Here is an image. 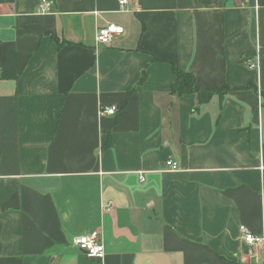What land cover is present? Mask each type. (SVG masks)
Listing matches in <instances>:
<instances>
[{
    "label": "crops",
    "instance_id": "crops-1",
    "mask_svg": "<svg viewBox=\"0 0 264 264\" xmlns=\"http://www.w3.org/2000/svg\"><path fill=\"white\" fill-rule=\"evenodd\" d=\"M41 1L0 0V264H264V0Z\"/></svg>",
    "mask_w": 264,
    "mask_h": 264
},
{
    "label": "built area",
    "instance_id": "built-area-1",
    "mask_svg": "<svg viewBox=\"0 0 264 264\" xmlns=\"http://www.w3.org/2000/svg\"><path fill=\"white\" fill-rule=\"evenodd\" d=\"M132 4V0H118V8L119 12L128 11V7ZM52 3L50 0H42L39 7L38 13L41 15H47L51 13ZM2 8L0 6V16L2 15ZM124 27L116 24H109L107 27L100 28L96 32V42L99 47H108L117 37L122 36L124 34ZM244 63L247 65L248 69L251 71H260L262 68L261 58L257 55L253 59H246ZM99 113L101 116H115L117 114L116 109L114 107L110 108H100ZM165 170L168 172H179L178 164L171 160L167 161L165 164ZM143 176L141 177V181H143ZM102 208L106 213H110L113 211L114 202H103ZM244 242L249 247H263L264 246V236H258L251 232L244 233ZM76 248H78L83 254H85L86 258L91 261L104 263L106 257V247L100 240V234L95 232L90 235L79 236L74 239V243Z\"/></svg>",
    "mask_w": 264,
    "mask_h": 264
},
{
    "label": "trees",
    "instance_id": "trees-1",
    "mask_svg": "<svg viewBox=\"0 0 264 264\" xmlns=\"http://www.w3.org/2000/svg\"><path fill=\"white\" fill-rule=\"evenodd\" d=\"M144 76L142 80H144ZM141 80V81H142ZM176 83L171 88L170 93L176 96H184V95H191L197 94L198 89L196 88V80L194 79L193 75L189 73H177L176 74ZM217 94H225L226 89H221L215 91Z\"/></svg>",
    "mask_w": 264,
    "mask_h": 264
}]
</instances>
